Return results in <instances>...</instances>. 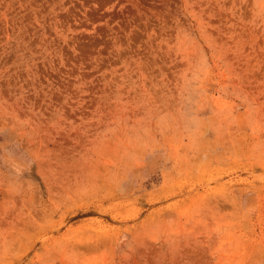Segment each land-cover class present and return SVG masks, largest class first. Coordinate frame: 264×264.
<instances>
[{
  "label": "rangeland",
  "instance_id": "374dc122",
  "mask_svg": "<svg viewBox=\"0 0 264 264\" xmlns=\"http://www.w3.org/2000/svg\"><path fill=\"white\" fill-rule=\"evenodd\" d=\"M0 264H264V0H0Z\"/></svg>",
  "mask_w": 264,
  "mask_h": 264
}]
</instances>
